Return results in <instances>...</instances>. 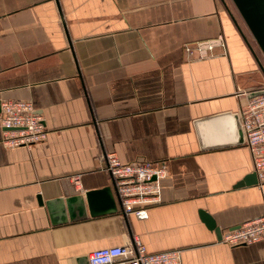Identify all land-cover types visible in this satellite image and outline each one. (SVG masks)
<instances>
[{
	"label": "crops",
	"instance_id": "0c3cea01",
	"mask_svg": "<svg viewBox=\"0 0 264 264\" xmlns=\"http://www.w3.org/2000/svg\"><path fill=\"white\" fill-rule=\"evenodd\" d=\"M243 37L221 0H0V101H32L47 130L5 148L0 129V264H80L134 238L181 251L182 264H264V238L220 241L264 216L239 133L264 71ZM205 41L216 43L206 56L186 54ZM107 153L167 161L147 218L123 212ZM72 197L56 222L46 203Z\"/></svg>",
	"mask_w": 264,
	"mask_h": 264
},
{
	"label": "built area",
	"instance_id": "2783aa9c",
	"mask_svg": "<svg viewBox=\"0 0 264 264\" xmlns=\"http://www.w3.org/2000/svg\"><path fill=\"white\" fill-rule=\"evenodd\" d=\"M223 45L222 37L216 43ZM214 41L185 46L191 57L206 56L216 45ZM264 91V87L260 89ZM259 90V91H260ZM250 94V93H249ZM243 143L246 146L253 173L259 187L264 185V92L249 97L239 113ZM0 129L5 148H31L47 138V130L41 115L30 100L3 99L0 101ZM102 169L110 177L123 212L132 213L138 219L147 218V207L160 204L162 181L168 175L167 161L139 159L122 162L115 153L101 156ZM79 184L78 175L73 177ZM264 238V216L247 221L235 229L222 232L221 242L229 247L248 245ZM181 251L148 252L134 238L124 246L105 247L92 251L87 256L88 264H182Z\"/></svg>",
	"mask_w": 264,
	"mask_h": 264
},
{
	"label": "water",
	"instance_id": "95a60500",
	"mask_svg": "<svg viewBox=\"0 0 264 264\" xmlns=\"http://www.w3.org/2000/svg\"><path fill=\"white\" fill-rule=\"evenodd\" d=\"M236 9L238 10L240 16L242 17L245 25L247 26L248 30L250 31L251 35L253 36L256 44L258 45L259 49L261 50L262 54L264 55V0H232ZM238 31L241 33L239 27L237 26L235 20L232 17ZM244 38V37H243ZM264 91H255L249 94V97H253L263 93ZM239 133H240V141L243 142V135L239 123ZM106 191V190H105ZM95 192H88L86 193L87 197L93 196ZM81 199L80 197H72L65 201L61 199H54L46 203L49 211L51 214L54 210H58V215H54L56 217V222H65V211L71 215L73 213L74 204L77 200ZM65 206H64V205ZM79 208V207H78ZM111 211L115 210L112 205L109 207ZM203 218L208 223L209 226H213V223L209 220V218L203 215ZM80 264H88L87 257H83L79 260Z\"/></svg>",
	"mask_w": 264,
	"mask_h": 264
},
{
	"label": "trees",
	"instance_id": "16d2710c",
	"mask_svg": "<svg viewBox=\"0 0 264 264\" xmlns=\"http://www.w3.org/2000/svg\"><path fill=\"white\" fill-rule=\"evenodd\" d=\"M221 2L223 4V6L225 7L227 13H229L231 18L233 17V19L235 20V22H236L237 26L239 27L240 31L243 33V36L245 37V32H244V29H242L243 27L240 26V23H241V25L244 26V28H246L247 33L250 36H252L250 31L248 30L247 26L245 25L242 17L240 16L238 10L236 9L234 3L232 2V0H221ZM252 38H253V36H252ZM261 68L264 71V66H261Z\"/></svg>",
	"mask_w": 264,
	"mask_h": 264
},
{
	"label": "rangeland",
	"instance_id": "374dc122",
	"mask_svg": "<svg viewBox=\"0 0 264 264\" xmlns=\"http://www.w3.org/2000/svg\"><path fill=\"white\" fill-rule=\"evenodd\" d=\"M240 26L243 27L242 29H244L245 36L247 35V38H249L248 41H249V42L251 43V45L254 47L255 52L257 51V53H258V57H259V59H261V61H262V63H263V66H264V55L262 54L261 50L259 49L258 45L256 44L255 40L252 38V36H250V35L247 33L246 28H244V26L241 25V23H240ZM256 49H257V50H256Z\"/></svg>",
	"mask_w": 264,
	"mask_h": 264
}]
</instances>
